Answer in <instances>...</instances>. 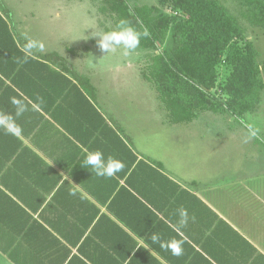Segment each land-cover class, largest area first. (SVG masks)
I'll list each match as a JSON object with an SVG mask.
<instances>
[{"label": "crops", "instance_id": "obj_1", "mask_svg": "<svg viewBox=\"0 0 264 264\" xmlns=\"http://www.w3.org/2000/svg\"><path fill=\"white\" fill-rule=\"evenodd\" d=\"M7 22L15 42L0 35V264H264V165L255 153L238 162L218 133L219 150L203 155L182 127L168 160L150 154L99 78L70 64L90 79L92 97L42 58L51 51L35 50L12 13ZM128 137L168 180L147 185L144 166L133 173Z\"/></svg>", "mask_w": 264, "mask_h": 264}, {"label": "trees", "instance_id": "obj_2", "mask_svg": "<svg viewBox=\"0 0 264 264\" xmlns=\"http://www.w3.org/2000/svg\"><path fill=\"white\" fill-rule=\"evenodd\" d=\"M93 2L98 6L99 25L109 41L125 42L130 51L152 52L141 75L156 90L168 124H189L205 111L243 116L260 105L264 61L259 59L253 41L246 38L238 18L221 0H158L157 4H131L129 0ZM241 3L245 6L243 17L252 26L264 28V0H241ZM10 19L11 13L0 0V35L13 44L14 34L7 22ZM15 36L19 38L17 33ZM22 47L36 52L25 42ZM24 50L17 49L25 56ZM68 52L76 53L77 49L69 47ZM41 56L58 62L94 97L96 90L90 79L76 72L66 57L57 51ZM222 65L230 71L218 84V69ZM214 88L219 91L218 96L212 91ZM119 131L126 136L123 129ZM127 141L130 166L135 163L133 173L137 166H144L147 185L169 179L162 172L161 161L138 159L131 138Z\"/></svg>", "mask_w": 264, "mask_h": 264}, {"label": "rangeland", "instance_id": "obj_3", "mask_svg": "<svg viewBox=\"0 0 264 264\" xmlns=\"http://www.w3.org/2000/svg\"><path fill=\"white\" fill-rule=\"evenodd\" d=\"M221 1L238 18L245 30L246 38L253 41L259 51V59L264 61V28L252 26L243 17L245 6L241 0ZM4 2L10 8L15 22L19 23V30H25L24 36L35 50L57 51L77 69L90 72L94 79L99 78V82L104 85L101 90L104 91L106 88L108 97L116 101H113V113L119 114L130 136L139 147L150 154L168 160L172 134H177L175 132L177 128L180 131L187 128L192 132L180 134H192L190 139L192 151H199L205 155V150H219L218 146L213 144L218 142L216 136L221 133L226 136L222 141L224 145L226 144L223 147L226 151L234 150L235 155H238V162L250 161L243 158V152L246 150L245 154L255 153L259 166L264 165V89L261 91L262 101L258 108L243 116H231L228 112L218 114L205 111L198 114L192 123L166 124V111L161 106L156 90L140 73V69L146 68L148 55L152 52L130 51L125 42L114 44L109 41L99 25L98 6L93 0H4ZM129 2L157 4L158 0ZM163 8L169 12L167 7ZM100 20H103V16H100ZM105 21L108 22V19ZM69 47H76L78 56L70 52L68 54ZM229 71V68L223 65L219 67L218 84L225 80ZM212 91L219 95L217 88ZM182 127L185 128L182 130ZM229 132H238L241 138L233 142L229 139ZM182 138L185 139V136H181L180 140ZM179 147L176 145L175 148ZM233 162L234 158L231 159V163Z\"/></svg>", "mask_w": 264, "mask_h": 264}]
</instances>
